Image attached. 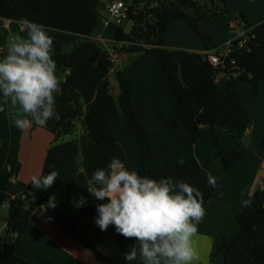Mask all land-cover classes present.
I'll list each match as a JSON object with an SVG mask.
<instances>
[{"label":"trees","instance_id":"1","mask_svg":"<svg viewBox=\"0 0 264 264\" xmlns=\"http://www.w3.org/2000/svg\"><path fill=\"white\" fill-rule=\"evenodd\" d=\"M104 1L107 0H0L2 21L18 23L27 18L47 29L86 40L68 51L67 46L53 39L57 68L68 74L59 86L54 122L44 128L58 139L76 133L78 123L83 122L86 134L52 146L42 174H49L50 166L58 171L59 176L50 188L61 191L66 199L81 196L93 199L87 190L91 187L88 181L92 172L104 167L113 157L127 163L125 151L111 130L112 123H119L125 117L142 155L139 173L191 184L203 193L205 208L215 188L208 185L211 175L195 155L200 130L202 127L209 129L215 156L222 160L226 169L241 160L238 151L221 145L218 135L226 132L242 142L251 126L252 120L243 106L240 89L247 84L257 95L264 82V22L252 27L255 39L250 44V51H238L233 56L237 61L233 74L237 76L216 83V71L206 54L170 49L165 43V34L174 23L184 21L202 41L207 53L212 52L218 47L202 28L226 18L227 0H124L126 18L133 23V28L130 33H125L121 27H116L115 41L126 54L152 56L167 75L166 90L175 100L174 112L178 117L167 125V132L177 142L171 145L163 131L150 130L137 116L133 86L123 73L116 71L112 53L89 40L100 25L102 12L99 7ZM112 76L119 84L117 97L113 94ZM220 85L224 86V91L220 90ZM23 133L12 124L10 137L0 148V212L4 206H9L6 231L0 236V242L7 243L14 252H0V264H17L20 258L56 264L22 243L25 232L43 211L96 258L106 260L73 223L76 219L94 220L95 206L81 207L78 216L66 217L58 212L49 196L32 184H22L23 193L19 196L11 193L12 180L18 178L22 169ZM180 158L185 161L183 165L177 162ZM31 201L37 203L38 210L28 207ZM247 201L251 204L246 203L244 212L237 219L239 232L222 238L218 252L224 256L225 264H264V190L256 189ZM131 241L133 244L134 238Z\"/></svg>","mask_w":264,"mask_h":264},{"label":"crops","instance_id":"2","mask_svg":"<svg viewBox=\"0 0 264 264\" xmlns=\"http://www.w3.org/2000/svg\"><path fill=\"white\" fill-rule=\"evenodd\" d=\"M231 5L229 3L228 13L223 20V25L208 32L213 37L216 47L225 45L234 37V27L239 22L244 25H250L251 28L264 22V0H235V6L231 7ZM21 29L22 25L17 22L0 20V53L4 50L8 37L14 34H21ZM47 30L48 34L61 44L68 42L78 44L83 40V37H75L73 36L74 34L71 35L52 29ZM107 33L108 29L103 23V26L100 27L99 25L89 40L100 45L99 43L106 42L104 37ZM110 41L111 43L116 42L115 36L114 41ZM165 43L170 49L182 48L171 44L168 35L165 36ZM121 47L119 48L120 51ZM187 49H189L187 51L193 53H207L204 44H198L197 46L195 42H193L192 48ZM107 51L109 50L107 49ZM114 60L115 63L119 61L116 54ZM116 71H118L117 67ZM67 74L57 68V75L61 82L65 80L62 75L66 76ZM243 85L241 86L240 94L243 106L251 117V126L242 142L233 139L226 132H220L218 135L221 145L228 150L238 151L242 155L241 160L226 169L222 160L215 156L214 142L207 127L201 128L200 138L195 147V155L200 165L215 180L213 197L204 208L205 215L198 225V239L196 242L198 260L196 264H225L224 256L218 252L222 244V238L232 237L239 232L240 226L237 219L245 210V202L256 189L261 188L264 190V82L261 83L257 95L252 92L250 86L245 84L246 87H244ZM224 89L222 85L220 90L224 91ZM59 91L58 89L55 93V100L59 95ZM133 103L137 113L135 99ZM176 119H178L177 115H172L168 120L162 119L163 122L159 123L158 121L153 125L151 124L152 128L149 126V129L163 131L169 143L176 145L177 142L167 132L168 123ZM53 122L54 118L50 119L46 126ZM126 122V118L123 117L119 123L111 124V130L125 151L126 167L130 171L134 170L139 173L142 155L138 148L137 139ZM11 125L12 122L6 108L5 112L0 113V148L4 140L10 137ZM44 127H33L23 133L21 151L23 155L25 144L28 143L27 153L29 159L26 163L24 162L22 172L18 178L12 180L11 193L15 196L23 193L22 184H31L33 175L42 174L48 150L52 146L79 139L86 134L83 122L78 123L76 133L70 135V138L60 137L56 139ZM39 190L49 196L61 215L66 217L78 216L81 207H77L76 204L79 198L64 199L63 195H57L54 191L55 189L50 187ZM86 199L87 205L92 207L97 205L98 201L95 198ZM28 207L34 211L39 209L37 203L33 201L29 202ZM8 214L9 206L6 205L0 212V227L4 232L6 231ZM73 223L76 229L96 246L98 252L106 260L96 258L93 252L79 243L64 227L54 222L52 217L45 211L27 229L22 238V243L32 252L45 256L56 264H128L124 259V254L126 251L131 250V238H125L116 233L114 226H109L107 231H101L95 225L94 220L76 219ZM2 251L14 254L7 243L0 242V252ZM17 264L41 263L32 259L20 258Z\"/></svg>","mask_w":264,"mask_h":264},{"label":"clouds","instance_id":"3","mask_svg":"<svg viewBox=\"0 0 264 264\" xmlns=\"http://www.w3.org/2000/svg\"><path fill=\"white\" fill-rule=\"evenodd\" d=\"M18 23L21 34L8 37L0 55V113L7 108L13 126L24 132L56 117L61 79L48 30L27 18ZM177 162L185 163L183 158ZM50 169L47 175L31 177L35 189L55 182L59 173ZM88 183V192L103 201L95 206V225L101 231L114 226L119 235L134 238L124 254L128 264H196L198 225L205 215L201 190L185 181L130 171L118 157L94 170ZM208 185L215 188L211 176ZM76 206H87V199L81 196Z\"/></svg>","mask_w":264,"mask_h":264},{"label":"rangeland","instance_id":"4","mask_svg":"<svg viewBox=\"0 0 264 264\" xmlns=\"http://www.w3.org/2000/svg\"><path fill=\"white\" fill-rule=\"evenodd\" d=\"M227 3H228V9H229V3L232 4L231 7L235 6V0H227ZM104 20H111L112 23L117 22V19L111 18V16L107 13V11H102L100 27L103 26ZM222 23L223 21L209 26H204L202 28V31L204 34L210 35L208 34V32L220 28V26L223 25ZM116 27H121L125 33H130L133 28V23L130 22L127 18H122L120 25L114 24L110 27H107L108 33L105 34L104 37V40L106 42L99 44L106 50L108 49L113 56H115V54L118 56L119 61L118 63H116V67L119 72L123 73V75L127 78L128 81H130V83L133 86V90H134L133 101L135 99V104L138 110L136 113L137 116L140 117L145 122L147 128H149V126L151 127L155 122L158 121L159 123L163 122L162 119L168 120L170 116L175 115L174 112L175 100L174 98H172V96L168 94L166 90L168 86V78L165 72L162 70L160 65L152 56L148 54L131 56L130 54H126L120 51L119 48L121 45L119 43L117 42L111 43L110 40L114 41ZM166 35H168V39L170 40L171 44L182 47V48H176L175 50L187 51L189 50L187 48L193 47V42H195L197 46L198 44H203L201 40L197 37V35L190 30L189 26L184 21H178L174 25H172V27L169 29V32H167ZM73 36L79 38L81 37L78 35H73ZM84 41L86 40L83 39L82 42ZM64 45L67 46L68 51H70L73 49V47L76 44L68 42ZM129 56L132 58H130ZM62 77L63 79L66 78V76L64 75H62ZM111 82L113 86V94L115 96L116 95L118 96L120 93V89H119L118 81L115 78V76H112ZM221 86L222 85H220V88ZM243 86L246 87L245 84ZM70 137H71L70 135L69 137L64 136V138H70ZM27 144L28 143L25 144V150L23 152V155H22V151L20 155L22 168L24 162L26 163L27 160L29 159L27 153L28 151ZM54 191L56 192L57 195H63V193L59 190H54ZM64 199L66 198L64 197Z\"/></svg>","mask_w":264,"mask_h":264},{"label":"built area","instance_id":"5","mask_svg":"<svg viewBox=\"0 0 264 264\" xmlns=\"http://www.w3.org/2000/svg\"><path fill=\"white\" fill-rule=\"evenodd\" d=\"M105 11L111 16L116 18L117 22L112 23L111 20H104V26L110 27L114 24H121V19L126 18L127 6L124 0H107L105 1ZM235 35L225 45L214 49L212 52L205 53L206 59L215 69V82L221 83L230 79V77H236L237 74H233L237 67V61L233 56L238 51H250V44L255 39L254 30L247 25L239 22L234 27ZM114 57V56H113ZM228 71V73H227ZM4 234L3 229L0 227V236Z\"/></svg>","mask_w":264,"mask_h":264},{"label":"water","instance_id":"6","mask_svg":"<svg viewBox=\"0 0 264 264\" xmlns=\"http://www.w3.org/2000/svg\"><path fill=\"white\" fill-rule=\"evenodd\" d=\"M105 5H106V2L104 1V2H102L101 3V5H100V7H99V11H105Z\"/></svg>","mask_w":264,"mask_h":264}]
</instances>
